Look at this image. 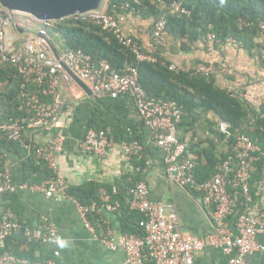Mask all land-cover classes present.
I'll return each mask as SVG.
<instances>
[{
	"label": "built area",
	"instance_id": "1",
	"mask_svg": "<svg viewBox=\"0 0 264 264\" xmlns=\"http://www.w3.org/2000/svg\"><path fill=\"white\" fill-rule=\"evenodd\" d=\"M170 14H190L180 0H156ZM143 5V0H104L100 11L76 14L75 19L91 20L111 31L124 45L131 48L139 61H157V57L146 52L144 45L133 36L127 35L121 25L123 11H136ZM112 6L114 12H109ZM119 14V15H118ZM29 18L39 24L36 31H19V19ZM55 20H37L32 15L14 11L0 2V67L16 66L23 76L21 83L22 104L20 110L24 115L0 121V142H22L26 132L39 130L54 131L52 140L36 150L37 156L50 167L52 175L41 182H14L11 169L0 159V197L13 194L19 190L30 189L44 192L48 197L62 194L71 198L77 205L85 226L94 238L106 244L110 249L122 248L125 251L124 264H194L196 252L213 246L227 256V264H246L248 256L261 246L257 235L264 234V170L259 187L254 188L253 174L257 170L256 162L259 145L245 134L238 136L233 153L217 164L215 173L206 181L196 178V166L186 143L177 136L176 125L183 115V105L175 100H158L148 95L138 82V70L129 66L123 71L114 69L107 61L94 62L91 55L82 49L64 48L54 43L50 29ZM166 14L155 22L151 51L167 45ZM18 30L14 34L13 29ZM264 43V22L260 24ZM209 34L205 40H215ZM55 47L56 52L52 49ZM264 58V45L262 49ZM65 66L72 69L80 78L92 84L97 98L117 99L129 96L134 103L139 117L153 131L154 143L166 151V162L171 178L180 186L200 191L204 201L214 206L215 232L206 238L193 236L181 231L178 216L167 212L161 202L152 200L151 191L145 177L136 181L128 199L129 209L140 212L144 217L143 234L115 235L108 228L100 232L93 223L92 216L100 213V203L81 202L70 194V182L57 171L56 153L62 151L65 142V122L63 118L66 101L61 97L60 86L70 82L71 75ZM170 68L177 70L175 64ZM213 63H199L195 73L210 75ZM3 82H0V91ZM34 86V87H32ZM34 88V89H33ZM229 124L222 123L221 130L229 134ZM111 140L104 130L88 128L81 148L89 153L107 156ZM128 156H140L145 144L139 140L122 145ZM141 171L140 167H136ZM117 192L118 189L114 188ZM108 210L122 207L116 199L104 204ZM23 228L15 220L13 210L8 207L0 219V264L28 262L7 250V240L14 232ZM28 243L43 242L56 244L59 241L55 226L41 223L35 230L28 232ZM59 250L54 255L58 256ZM35 264H58L54 258L38 261Z\"/></svg>",
	"mask_w": 264,
	"mask_h": 264
},
{
	"label": "crops",
	"instance_id": "2",
	"mask_svg": "<svg viewBox=\"0 0 264 264\" xmlns=\"http://www.w3.org/2000/svg\"><path fill=\"white\" fill-rule=\"evenodd\" d=\"M105 9H108L107 6ZM122 16L121 25L124 32L149 48L153 19L124 13ZM23 29L28 32L25 26ZM166 36L167 45L163 47H169L166 57L171 64L177 66L176 71L195 69L199 63H213L215 69L211 74L215 75L219 87L242 95L249 105L258 110L264 108V66L255 51L252 53L231 39L226 42L204 39L191 44L189 49H181L179 41L174 40L168 32ZM74 74L79 78L75 72ZM75 77L71 76L70 82L62 81L60 86L61 97L66 101L63 114L65 142L62 151L56 153L57 171L70 182V189L84 187L91 182L100 186L101 198L97 200L101 205L100 213L92 216L93 223L100 232H106L109 228L115 235L142 236L143 215L127 207V193L123 195L126 200L116 198L123 201L125 206L113 211L104 206L116 200H112V196L118 195L119 191L115 192L114 188L118 189L120 183L130 184L132 176L137 171L135 158L141 157L128 156L122 150V145L126 141L120 137L121 134L129 132L131 135L136 128H129L128 120L125 121V117L119 116V112L124 110V107L128 108L130 118L133 119L132 124L141 122L142 119L134 104L129 105L127 97L121 96L116 100L109 97L97 98L89 81L80 78L83 82L80 84ZM4 88L5 83L1 85V89ZM120 101L124 102V106L111 107ZM95 112L98 114L97 125L99 127L108 125L107 131L101 130L111 137L109 153L105 157L81 148V141L87 129L92 128L88 124ZM208 118L213 119V113H209ZM222 123L226 122L220 124ZM200 132L206 135L208 128L203 126ZM140 133L147 148L145 178L150 187L152 200L161 202L167 212L177 214L182 232L202 238L213 234L216 229L214 206L204 201L200 191L182 187L171 178L166 162V151L155 145L153 131L149 127L145 125ZM53 137L54 131L51 130L26 132L22 142L9 141L6 148L0 150V159L10 166L14 182H41L53 172L51 169L45 171L49 167L48 164L40 160L36 154L37 148L46 146ZM221 147L222 144L218 145L217 150ZM32 158L36 159L37 163L44 162L45 165L38 163V170L34 172ZM259 184L255 183L254 187H259ZM111 187L112 194H109L108 190ZM130 187L127 191L131 192ZM8 207L13 210L15 220L23 225L22 229L14 232L11 243H18L22 249L30 244L27 241L28 232L35 230L41 223L56 227L59 241L56 244L38 242L40 247L34 255L37 258L36 262L54 258L58 264H124L125 251L122 248L112 250L94 238L85 226L76 203L67 196L56 194L48 197L42 191L24 189L0 197V219ZM126 207L128 211H125ZM134 224L138 225L136 227L140 229L139 232L132 228ZM257 242L261 247L248 256L246 264H264V234L257 235ZM55 250L60 251L58 256L54 255ZM27 261L14 264H32L28 259ZM227 261V256L220 249L207 246L204 250L196 252L194 264H227Z\"/></svg>",
	"mask_w": 264,
	"mask_h": 264
},
{
	"label": "trees",
	"instance_id": "3",
	"mask_svg": "<svg viewBox=\"0 0 264 264\" xmlns=\"http://www.w3.org/2000/svg\"><path fill=\"white\" fill-rule=\"evenodd\" d=\"M180 1L190 11V14H170L156 0H143V5L138 6L136 11L119 9L118 13L140 15L147 19H153L152 33L156 20L166 14L168 17L167 32L174 40L180 42L181 49H189L191 44L204 41L211 33L215 35V42L218 40L226 42L231 39L245 49L251 52L255 51L264 66L262 55L264 43L260 28L261 22H264V0ZM108 11L114 12L112 6ZM50 34L54 43H58L66 49H82L90 54L96 63L107 61L118 71H123L129 66L136 67L138 82L149 96L158 100H175L182 104L183 115L176 125V132L180 141L186 143L187 150L192 154L196 166V178L199 182L208 180L215 173L217 164L233 153L240 134L249 136L260 147V151L257 153L260 159L256 162L257 170L253 174L252 182L255 184L262 179L264 170V108L258 110L253 105H249L242 95H236L219 87L215 75L195 73L196 68L188 71L171 69V61L166 57L169 47H159L157 51L153 52L144 46L146 52L157 57V61H139L130 47L122 44L111 31L91 20L68 17L55 21L50 29ZM22 81L23 76L16 66L0 67V82L5 83V88L0 91V121L24 115V112L20 110ZM125 97L128 98L129 105H131L133 103L131 98ZM123 103V101L116 102L111 107L119 108L124 106ZM128 110L124 107V110L120 111V115H118L125 117V121L128 120V127H134L136 131L131 135L129 132L122 133L120 137L126 142L139 140L143 143L140 131L144 128L145 123L140 119L141 122L132 124L133 119L130 118ZM209 113H213V119L208 118ZM97 117L98 114L95 112L88 126L107 131L108 125L101 127L97 125ZM221 122L230 125L229 134L221 130ZM203 126L208 128L206 135L199 133ZM8 142H0V150L6 148ZM220 144L222 147L217 150ZM146 150L147 148L140 155L141 157L134 156L140 158H135L137 159L135 164L136 167L141 168V171H136L132 176L131 187L129 183L125 185L120 183L119 193L113 195L112 200L116 198L126 200V197L123 198L126 193L127 199H129L130 190L127 191V189L132 188L137 180L145 177ZM32 153L35 154V152ZM31 161L35 172L38 170L39 162L37 163L33 158ZM44 162L39 164H44ZM45 171H50V168L47 167ZM51 175L52 172L46 178ZM121 186L122 188H120ZM112 190L111 187L108 193L112 194ZM69 191L83 203H90L101 198L100 186L93 182L84 187L71 188ZM122 206H125L123 201ZM127 207L129 208V204ZM127 207L125 211L129 210ZM139 216L141 217V215ZM129 226L131 227V225ZM136 226L138 225L134 224L132 228L135 232H139L140 229ZM11 239L12 237L7 240V250L19 257H26L29 262L35 264L37 258L34 255L40 244L32 242L27 248L22 249L18 243H11ZM147 262V264H153L150 260Z\"/></svg>",
	"mask_w": 264,
	"mask_h": 264
},
{
	"label": "water",
	"instance_id": "4",
	"mask_svg": "<svg viewBox=\"0 0 264 264\" xmlns=\"http://www.w3.org/2000/svg\"><path fill=\"white\" fill-rule=\"evenodd\" d=\"M0 2L11 10L32 15L37 20L59 21L76 14L100 11L104 0H0ZM19 31L23 32L24 29L19 28ZM52 49L58 55L53 45ZM65 69L71 76H76L69 67L65 66ZM76 80L83 84L80 77Z\"/></svg>",
	"mask_w": 264,
	"mask_h": 264
},
{
	"label": "rangeland",
	"instance_id": "5",
	"mask_svg": "<svg viewBox=\"0 0 264 264\" xmlns=\"http://www.w3.org/2000/svg\"><path fill=\"white\" fill-rule=\"evenodd\" d=\"M17 24L19 25L20 28H24V26H25V28H27L28 31H36L39 27V24L35 23L34 21H31L27 17L19 19V23H17ZM16 28L17 27H14V29H13L14 34H16L18 31Z\"/></svg>",
	"mask_w": 264,
	"mask_h": 264
},
{
	"label": "clouds",
	"instance_id": "6",
	"mask_svg": "<svg viewBox=\"0 0 264 264\" xmlns=\"http://www.w3.org/2000/svg\"><path fill=\"white\" fill-rule=\"evenodd\" d=\"M72 17V16H71Z\"/></svg>",
	"mask_w": 264,
	"mask_h": 264
}]
</instances>
